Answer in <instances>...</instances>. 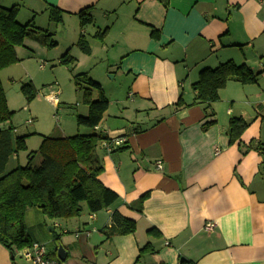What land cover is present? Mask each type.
I'll list each match as a JSON object with an SVG mask.
<instances>
[{
    "label": "crops",
    "instance_id": "obj_1",
    "mask_svg": "<svg viewBox=\"0 0 264 264\" xmlns=\"http://www.w3.org/2000/svg\"><path fill=\"white\" fill-rule=\"evenodd\" d=\"M1 1L18 6L17 21L33 22V33L15 48L18 62L0 72L9 75L10 93L17 89L23 99L19 86L36 87L34 64L59 65L66 53L75 60L71 69L64 66L72 82L86 74L105 93L106 74L115 78L117 71L123 81L117 91L108 87V108L95 129L76 126L75 116L87 115L78 98L73 122L59 125L58 133L126 138L123 150L106 153L99 142L94 153L102 167L98 180L117 200L95 214L82 206L76 218L49 220L53 236L27 232L30 240L50 252L57 237L62 264H264V0ZM52 8L62 13L58 24L49 20ZM85 9L91 23L81 27L78 13ZM102 31L104 38L95 39ZM43 32L50 34L52 49L44 46ZM81 36L88 55L78 47ZM227 61L249 68L254 83L230 80L216 103L191 105L198 72ZM179 97L189 106H175ZM231 118L247 124L233 143L227 134ZM12 119L1 130L25 136L26 150L9 157L5 172L29 162L28 137L53 133V126L14 127ZM250 144L259 149H246ZM143 194L148 196L138 213L133 204ZM114 212L135 222L133 234L104 236ZM207 221L214 223L212 232L203 229ZM150 229L159 235L147 234ZM146 245L149 250L140 253ZM12 260L0 245V264Z\"/></svg>",
    "mask_w": 264,
    "mask_h": 264
},
{
    "label": "trees",
    "instance_id": "obj_2",
    "mask_svg": "<svg viewBox=\"0 0 264 264\" xmlns=\"http://www.w3.org/2000/svg\"><path fill=\"white\" fill-rule=\"evenodd\" d=\"M18 12V6L10 8L0 6V72L18 62L15 48L22 46L23 41L33 33L31 22L20 24L17 21ZM61 15L62 13L54 8L49 10V20L53 23H60ZM78 18L81 27L91 23L87 9L79 12ZM43 33L44 46L52 49L55 44L51 41L50 34ZM105 33L106 31L97 33L94 38L101 41ZM151 36L157 38V32L153 31ZM78 47L83 54H89L88 45L82 36L78 41ZM59 65L71 69L75 65V60L66 53L60 58ZM230 80L249 85L254 83L255 75L245 65H236L232 61L221 63L213 69L205 68L198 72L196 81L190 86L194 93L191 105L216 103L219 100V91ZM73 83L76 90L81 93V104L87 107V115H76L75 124L78 128L93 130L100 124L107 111L108 100L101 86L86 74L75 75ZM20 92L28 103L37 95L31 82L21 85ZM175 106L189 105L183 103L179 97ZM12 116L13 112L8 109L0 79V125L9 122ZM211 124H206L205 127ZM246 128L247 124L243 119L231 118L227 127L230 143L237 141ZM12 130L0 129V245L13 256L14 263L15 253L30 247L33 243L24 224L27 210L34 209L51 221L68 220L78 217L82 206L89 214L107 209L117 200V195L98 180L102 167L94 153L98 143L106 138L93 133L76 134L65 138L44 136L38 149L41 161L37 166L33 167L28 162L25 166L18 165L5 172L9 157L26 150V137L13 138ZM122 147L121 150L124 149ZM253 147L255 150L259 149L258 145L252 144L246 149ZM29 157L30 155L28 159ZM147 196L143 194L134 202L133 208L136 212H141L142 203ZM135 229L134 221L114 212L111 215V226L103 234L106 238L130 235ZM152 232L157 233L155 229H150L147 234ZM52 246L53 250L47 251V258L56 259V248L59 246L57 237L53 238ZM148 250L149 246L146 245L140 253Z\"/></svg>",
    "mask_w": 264,
    "mask_h": 264
},
{
    "label": "rangeland",
    "instance_id": "obj_3",
    "mask_svg": "<svg viewBox=\"0 0 264 264\" xmlns=\"http://www.w3.org/2000/svg\"><path fill=\"white\" fill-rule=\"evenodd\" d=\"M0 5L2 7L6 6L7 8L12 7L9 2L5 1H1ZM23 21L24 20L18 19V22H20V24H24L25 22ZM39 64H34V67L32 68V74L36 81L35 90L37 96L35 97L33 102L31 101L32 103L30 102L31 104L26 101L24 96V103H22L21 100L23 99H20V97L17 96V89H12L10 93L9 88L11 84L9 75L6 74V71H3L0 74L4 93L5 95H7L9 101L8 106L11 109L10 111L13 112V116L11 117L13 118L11 124L14 127L17 126L26 129V127H24L25 124L27 122H30V126H32L33 124L37 125L38 129L42 131L47 128L51 129V127L53 126V130H55L51 131L53 132L51 137H60L58 134L60 132L59 125L69 126V123L71 121L73 122L72 113H75V106L76 102H78V98L80 103L81 93L76 90L74 83L70 79L69 73L67 69L64 68V66H59L58 64L55 66H51L49 63H47L45 64V68L42 69L39 67ZM105 77L106 80H102V88L104 89L106 94L109 93L108 87H114L113 89L117 91L118 88L123 85V81L120 79V75L117 73V71L115 72V78L114 74H106ZM18 90L20 91V86ZM14 93L17 94L15 95ZM55 95L61 104L60 111L57 112L55 111V108L52 107V97H54ZM29 104L31 109L30 111H27V106ZM22 107H24L25 109ZM29 113H34L37 118H33V116ZM59 122L61 124H59ZM26 126H28V124H26ZM4 127V124L0 125V129ZM81 131L86 132L88 131V129L82 127ZM28 138L30 139V141L28 142V149L25 152L24 156L30 155L27 161L30 162L31 166L35 167L41 161L38 149L42 138L39 134L32 135ZM25 216L26 220L24 218V224L28 233L32 234L33 232H37L39 234H46V236L50 238L53 236L48 232V226H50L48 222L49 220L44 218L38 211L30 209L25 214ZM14 262L18 264H31L18 255H14Z\"/></svg>",
    "mask_w": 264,
    "mask_h": 264
},
{
    "label": "built area",
    "instance_id": "obj_4",
    "mask_svg": "<svg viewBox=\"0 0 264 264\" xmlns=\"http://www.w3.org/2000/svg\"><path fill=\"white\" fill-rule=\"evenodd\" d=\"M262 74L264 76V69ZM56 95L52 97V101L54 103H57ZM29 123L30 122H27V124ZM125 142H126V138L123 136L106 137V139L101 141L100 146L106 153H111L121 148ZM216 152H218V150H216L215 153ZM156 166L160 167L158 162L156 163ZM213 228H214V223L211 221H207L203 227L204 231L207 233L212 232ZM16 254L19 255L22 259L30 262L31 264H62L58 260L47 258V245L44 243L33 242L30 247L16 252Z\"/></svg>",
    "mask_w": 264,
    "mask_h": 264
},
{
    "label": "water",
    "instance_id": "obj_5",
    "mask_svg": "<svg viewBox=\"0 0 264 264\" xmlns=\"http://www.w3.org/2000/svg\"><path fill=\"white\" fill-rule=\"evenodd\" d=\"M57 257H58L59 261H61V262L65 261V252L63 251L61 246H59L57 249ZM11 258L13 259V256H11ZM14 264H18V263L14 262Z\"/></svg>",
    "mask_w": 264,
    "mask_h": 264
}]
</instances>
